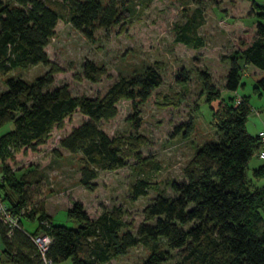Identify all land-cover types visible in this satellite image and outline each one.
I'll return each mask as SVG.
<instances>
[{
	"label": "trees",
	"instance_id": "16d2710c",
	"mask_svg": "<svg viewBox=\"0 0 264 264\" xmlns=\"http://www.w3.org/2000/svg\"><path fill=\"white\" fill-rule=\"evenodd\" d=\"M150 1L61 0L51 6L47 0H0V75L37 63L48 66L30 83L18 77L6 78L0 91V201L18 226L6 235L0 223V264H38L31 242L38 234L50 240L45 255L51 264H106L137 245L148 251L140 264L167 263L172 251L176 256L173 264H264V186L256 183L264 178V163L248 169V161L257 156L262 145L257 134L245 129L250 111L246 95L227 99L223 117L215 125L217 138L195 149L182 167L183 180L171 184L173 196L159 193L145 176L138 175L130 183V201L149 189L156 192L142 208V223L134 235L118 206L90 220L82 204L74 201L65 211L72 223L69 228L52 224L51 216L38 206L43 200L36 189L40 174L35 171L37 163L27 162V154L48 144L52 132L78 114L81 120L55 136L56 144L70 153H80L83 166L78 181L91 191V180L99 169L122 167L129 158L143 160L139 148L145 140L136 133L137 108L161 83L160 68L155 64L145 66L139 75L117 78L100 96L71 95L65 83L44 89L52 84V75L62 71L43 50L57 22L68 23L82 38L93 41L97 29L136 18L140 13L136 8ZM202 23L201 10L196 7L184 22L174 26L173 40L200 48L203 41L197 29ZM240 45L241 50L227 56L223 82L227 91H235L241 84L239 61L264 71V26L256 22L250 41ZM198 73L207 92L204 98L218 97L209 75L204 70ZM102 76H106L104 67L88 60L81 64L84 79L97 82ZM73 77L79 79L76 74ZM185 80L181 70L177 81ZM256 87L264 91V74L256 80ZM120 100L129 102L127 120L133 133L108 136L98 124L116 115ZM51 152L58 156L55 148ZM18 156L26 161L16 162ZM22 170L26 171L14 175ZM22 221L34 224L33 229L24 230Z\"/></svg>",
	"mask_w": 264,
	"mask_h": 264
},
{
	"label": "rangeland",
	"instance_id": "374dc122",
	"mask_svg": "<svg viewBox=\"0 0 264 264\" xmlns=\"http://www.w3.org/2000/svg\"><path fill=\"white\" fill-rule=\"evenodd\" d=\"M47 2L55 6L61 0ZM196 7L203 17V23L197 29L203 45L194 49L175 42L173 37L174 26L184 22ZM136 9L140 12L136 18L97 29L93 41L82 38L68 23L58 21L53 37L43 48L46 57L62 69L52 75V84L44 89L65 83L71 95L100 96L117 78L139 75L145 66L155 64L160 68L161 77V83L137 108L139 128L136 133L145 140L139 148L143 160L129 158L122 167L99 169L91 180L94 183L91 191L78 181L83 166L80 153H70L56 144L55 136H61L81 120L78 114L71 115L62 129L52 132L48 144L36 153L27 154V162L37 163L35 171L40 174L36 189L43 200L38 206L51 216L52 224L72 226L65 211L74 201L82 204L90 220L102 211L118 206L123 212L122 220L131 224L130 233L134 235L136 227L142 223V208L156 192L149 189L145 195L130 201V183L138 175L145 176L157 186L159 193L173 196L171 184L183 180L182 167L195 149L207 140L217 138L215 125L223 117L229 97L236 99L239 95H248L250 112L245 129L253 135L263 129L259 127L264 124V94L253 91V79L242 76V84L235 91L225 90L223 82L228 68L227 56L240 50V41L247 43L250 40L256 22L264 26V0H152ZM85 60L104 67L106 76L97 82L81 77V64ZM47 69L48 66L41 63L12 69L0 75V91L4 89L6 78L18 77L30 83ZM181 70L186 77L184 82L177 81ZM201 70L209 75L212 88L219 92L218 97L204 98L207 92L202 88L198 73ZM74 74L79 79L74 78ZM116 108V115L100 121L98 127L108 136L126 137L133 133L127 120L131 114L129 102L120 100ZM52 148L58 151V156L51 152ZM25 158L18 156L16 162L26 161ZM262 163L264 158L254 154L248 161V169ZM35 204H30L26 210L31 211ZM21 224L26 231L34 227L24 221ZM147 255L148 251L137 245L106 264H140ZM175 261V251H172L170 260L164 264Z\"/></svg>",
	"mask_w": 264,
	"mask_h": 264
},
{
	"label": "built area",
	"instance_id": "2783aa9c",
	"mask_svg": "<svg viewBox=\"0 0 264 264\" xmlns=\"http://www.w3.org/2000/svg\"><path fill=\"white\" fill-rule=\"evenodd\" d=\"M259 142L262 145V148L258 150L257 157L264 158V129H260L257 133ZM27 208V207H26ZM23 210H20L22 213ZM0 223L5 226L6 235H9L11 230L18 228L17 219L15 216H12L4 207L3 203L0 201ZM31 242L34 245L37 252L38 264H51V262L46 257V251L49 245V238L45 235L38 234L34 237H31Z\"/></svg>",
	"mask_w": 264,
	"mask_h": 264
},
{
	"label": "crops",
	"instance_id": "0c3cea01",
	"mask_svg": "<svg viewBox=\"0 0 264 264\" xmlns=\"http://www.w3.org/2000/svg\"><path fill=\"white\" fill-rule=\"evenodd\" d=\"M254 29V28H253ZM253 29H252V32H253ZM250 39H251V37H250ZM250 41V40H249ZM248 41V42H249ZM242 41H240V43H241ZM247 42V43H248ZM244 43V42H243ZM247 43H244V44H247ZM241 48H242V46H241ZM241 48H240V50H241ZM239 63L241 64V68H242V76H249V77H251L252 79H253V91L256 93V94H258V95H260L261 93L262 94H264V91L263 90H261L260 88H258V87H256V88H254V86H255V83H256V80L259 78V77H261L263 74H264V71H261L260 69H258V68H256V67H254L253 65H251V64H243L242 63V61H239ZM253 75H255V76H253ZM241 76V77H242ZM240 83H241V79H240ZM242 84V83H241ZM240 84V85H241ZM237 89V88H236ZM239 96H241V95H239ZM247 96V98H248V95H246ZM248 104H249V100H248ZM250 112V111H249ZM248 115H249V113H248ZM260 128H263L264 129V124L262 123V127H259V129ZM258 129V130H259ZM257 130V131H258ZM257 133V132H256ZM255 133V134H256ZM254 134V135H255ZM251 135H253V134H251ZM254 156V155H253ZM258 166V165H257ZM252 168H254V167H252ZM256 183L258 184V185H263L264 186V178H260V179H258V180H256ZM2 250V245H1V242H0V251Z\"/></svg>",
	"mask_w": 264,
	"mask_h": 264
}]
</instances>
